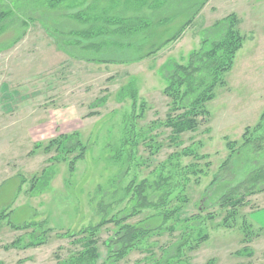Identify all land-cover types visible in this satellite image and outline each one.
<instances>
[{
	"label": "rangeland",
	"instance_id": "1",
	"mask_svg": "<svg viewBox=\"0 0 264 264\" xmlns=\"http://www.w3.org/2000/svg\"><path fill=\"white\" fill-rule=\"evenodd\" d=\"M68 1L57 10L30 11L37 1L0 0V13L10 9L14 17L0 22V27H6L0 30V210L12 204L13 222L46 221L43 230L53 229L45 233L46 244L25 249L23 245L31 240L35 228L16 231L2 223L0 264L69 262L81 247L62 235L68 231L77 233L99 223L104 215L111 218L124 211L129 203L124 196L128 184L157 179L171 155L186 148L209 158L199 162L203 174L190 176L185 190L190 202L184 205L178 220L165 225V229L173 230L159 232L114 264H166L163 259L168 251L180 243L187 246L170 264H264V235L256 236V227L253 235L243 231L245 220L253 223L254 196L246 198L248 203L239 208L231 226L224 225L227 211L218 204L219 198L244 178L249 166L264 169V155L252 154L256 156L253 165L244 152L235 159L236 173L232 175L231 165L226 171L221 170L230 154L227 143L235 142L239 149L245 129L255 127L264 110V0H207L183 36L163 47L204 0H156L159 5L167 1V7L156 10L153 0L142 8L135 0L132 4L126 0ZM94 1H98L95 6ZM76 13L92 22L76 20L72 17ZM231 14L240 20L239 29L246 40L225 77L226 85L218 86L215 99L207 104L209 122L196 133L173 141L171 130L160 124L170 109V100L163 93L166 83L161 69L169 61L183 64L193 50L200 48L202 40H217L224 26L216 24ZM122 17L134 19L119 21ZM140 19L152 26L135 33L143 25ZM23 21L25 29L21 27ZM92 30L96 33L93 39L71 35L72 31ZM100 31L102 34L97 35ZM17 38L20 40L13 43ZM53 40L66 51H74V42L78 41L96 47L80 50L82 59L76 60L56 52ZM160 46L157 53L144 56ZM89 58L121 64L98 65ZM132 82L140 103H145V111L142 118L128 122L134 121L136 126L135 150L121 151L131 100L118 102V93ZM105 96V105L91 108ZM91 112L99 115L89 117ZM140 113L138 110L136 115ZM74 132H79L89 145L86 157L78 162L74 173L68 171L65 163L54 165L55 174L47 189L29 194L33 177L40 176L50 165L47 160L55 155H46L35 145ZM119 154L122 157L117 161L114 157ZM194 162L191 158L181 160L182 166ZM209 162L211 166L206 168ZM22 178L26 184L15 200ZM99 187L101 194L95 198ZM94 198L95 209L91 206ZM121 198L125 201L117 203ZM99 202L108 208L98 209ZM154 214L153 210H144L128 223L145 225ZM149 225L155 227L158 223ZM115 231L114 224L101 230L98 264L108 260L106 241ZM199 233L207 234V240L198 250H190ZM18 239L23 241L21 247H12Z\"/></svg>",
	"mask_w": 264,
	"mask_h": 264
},
{
	"label": "trees",
	"instance_id": "2",
	"mask_svg": "<svg viewBox=\"0 0 264 264\" xmlns=\"http://www.w3.org/2000/svg\"><path fill=\"white\" fill-rule=\"evenodd\" d=\"M34 1L37 2H34V6L31 7L30 11H38L40 9L57 10L63 2H70L68 0ZM126 1L127 4H130L133 0ZM135 1L137 2L136 5L138 4V6L142 8L143 6H146L150 0ZM96 2L98 1H94L92 5L95 6ZM206 3L207 0H204L201 4L199 3L198 10L193 16L188 18L182 28L174 36L167 39L161 46L163 47L168 43L179 40L183 36L186 28L194 21V18ZM93 6L91 9L94 8ZM153 6H156L155 10L163 8L164 6L167 7V1H165L163 5H159L156 3V0H153ZM12 13L13 12L10 9L1 12L0 22L10 20V18L13 17ZM72 17L76 18V20L92 22V19H85V16L82 13H76L75 15H72ZM132 19L134 18L127 19L122 17L118 20L128 21ZM135 20H138V18ZM140 21L143 25L137 27L136 29L139 30L135 33L145 31L152 26L151 22L148 23L142 19H140ZM22 23L21 27L25 29V27H27L26 21H23ZM239 24L240 20L236 14L227 16L216 24L217 27L224 26L223 33L217 40L211 41L206 38L202 40L199 49L193 50L188 55L183 64L176 61H169L162 67L161 75L166 83L163 93L170 100V109L165 122H160V124L171 130L173 141L179 140L184 134L196 133L202 124L209 122L210 112L207 109V104L215 99L216 88L218 86L224 87L226 85L225 77L233 69L236 55L242 49L246 40L239 29ZM3 29L5 30L6 27H0V30ZM120 30L121 32H124L125 28ZM95 34L96 33H94L93 30L71 32L72 36L84 37L86 39H93ZM100 34H102V31L97 35ZM19 40L20 38H17L13 43H17ZM80 43L81 42L78 41V44ZM93 46L94 48L96 47L92 44L85 46V48L92 47L93 49ZM161 46L154 51H151L146 56L150 57L157 53L161 49ZM88 60L91 62L108 63V61H103L101 58ZM127 98L131 100V116L130 118H126L127 124L124 128V137L121 141V151H126V149H129V151H132V149L135 150L138 144L136 141L137 139H135L137 135L136 126L134 121H131L130 123L128 122L131 118H142L145 111V103H140L138 91L133 82L128 86L121 88L118 93V102L122 103ZM107 101V96L102 97L101 99L96 100V102L91 105V108L101 107L105 105ZM138 110H140L141 113L136 115ZM98 115L99 112H91L88 114L89 117ZM242 140L243 144L239 149H236L235 142L227 143V148L229 149L230 154L221 166L222 171H226L231 165L229 169L233 175L235 172V159L239 157L238 155L244 152L247 157L250 158L252 164L256 159V156H251L252 154L264 155V110L260 116L259 123L255 127H248L245 129ZM35 148L36 150H43L46 155L52 153L55 155L47 160L51 166L49 165L43 169L40 176L33 177L29 188V194L31 195L40 194L47 189L55 174L53 170L54 165L65 163L68 167V171L74 173L78 162L83 160L89 151V145L83 141L79 132L59 135L47 143L35 145ZM244 149H250L252 151H243ZM121 157V154H119L114 158L119 161ZM183 158H191L195 162L182 166L181 160ZM208 158V155H200L197 151H192L186 148L179 153L171 155L167 160L166 165H162L157 179L153 181L144 179L139 183L136 181L130 182L124 190V196L129 198L128 207H126L124 211H119L111 218L104 215L99 223L90 225L77 233H70L68 231L62 235V237L72 239L73 244H79L81 247V250L71 257L69 262L64 264H98V260L101 257L98 247L99 234L101 230L109 224H114L116 226V231L114 235L106 241L109 257L103 264L117 263L124 259L132 250L138 248L144 241L155 235L161 234L159 232L173 230V228L165 229V225L173 219L178 220L183 211L184 205L190 202L185 194L187 183L189 182L191 175L197 176L204 173L202 169L198 168L200 166L199 162L207 160ZM255 163L256 162H254V164ZM210 166V162L205 165L206 168H210ZM252 167V165L249 166V170L243 175L244 178L233 188L224 193L218 200L220 207L227 211V216L224 220L225 226H231L230 223L237 220L239 208L248 203L246 200L247 197H252L264 192V169L262 167ZM25 184L26 180L24 178L20 179V185L15 200L22 193V188ZM242 190L244 191L243 193L240 192ZM99 194H101L100 187L95 194V198H97ZM95 198L91 200V206H93V208L95 206L93 205L95 204ZM124 201V198H121L117 203L122 204ZM172 203H175V205H172ZM97 205L100 210L108 208L103 202H99ZM144 210H153L155 212L154 215L146 219L145 225L128 223L130 219L139 216ZM13 214L14 211L12 210V204L3 207L0 210V225L6 222L8 227L16 231L35 228L31 240L23 245L25 249L35 248L46 244L45 233L53 232V229L51 228L47 229V231L43 230L44 225H47L46 221L40 223H15L11 220ZM193 218L197 217L194 216ZM155 221L158 223L157 226L152 227V225H149L152 224V222L155 223ZM244 229V234L246 232L247 235H250V233L253 235V232L256 230L253 223H248L246 220L244 222ZM261 235H264V229L258 228L256 236ZM207 238V234L203 235L199 233L197 243L189 246V249L193 251L198 250ZM245 241L248 242V239ZM22 242V240L18 239L13 242L11 246L14 248H20ZM186 244L187 243H180L171 248L168 251L167 256L163 259V262L170 264V260L179 258L183 248L187 246ZM249 256H251V253H249Z\"/></svg>",
	"mask_w": 264,
	"mask_h": 264
},
{
	"label": "crops",
	"instance_id": "3",
	"mask_svg": "<svg viewBox=\"0 0 264 264\" xmlns=\"http://www.w3.org/2000/svg\"><path fill=\"white\" fill-rule=\"evenodd\" d=\"M52 39L53 38H51V40ZM53 41H54L55 50H57L56 52H59V53H61L63 55H66L68 57H72V58L75 57L76 60H78V59L81 60L82 59V57L79 55V51L80 50H84L85 51L86 49H88V50L89 49L90 50L92 49V47L91 48L90 47L89 48H85V45H82L81 43H80V45H78V42H74V44L76 46V49L73 51V50H69L67 48V50H69V51H66V50L61 49L60 46L56 45L55 44V40H53ZM89 45H92V44H89ZM99 45H100V42H98V46ZM92 50H94V46H93V49ZM69 53H73L74 56L73 55L70 56ZM146 55H144V56H146ZM89 59H91V58H89ZM92 63H94V64L97 63L98 65H100V64H102V65L103 64H110L109 66H115V64H121L119 62L118 63H115V62H113V63H105V62L104 63H101V62L98 63V62H92ZM131 64H132L131 62H130V64L127 63V65H131ZM2 87H3V85H2ZM65 134H71V133H65ZM252 204H253V209L251 211V214H252L253 225L256 228H262V229H264V192L255 195L254 196V199L252 201Z\"/></svg>",
	"mask_w": 264,
	"mask_h": 264
}]
</instances>
